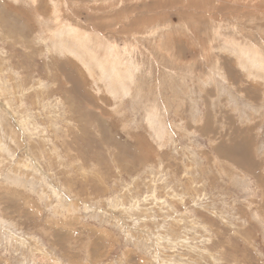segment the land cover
Returning a JSON list of instances; mask_svg holds the SVG:
<instances>
[{"label": "rangeland", "instance_id": "obj_1", "mask_svg": "<svg viewBox=\"0 0 264 264\" xmlns=\"http://www.w3.org/2000/svg\"><path fill=\"white\" fill-rule=\"evenodd\" d=\"M0 264H264V0H0Z\"/></svg>", "mask_w": 264, "mask_h": 264}, {"label": "bare ground", "instance_id": "obj_2", "mask_svg": "<svg viewBox=\"0 0 264 264\" xmlns=\"http://www.w3.org/2000/svg\"><path fill=\"white\" fill-rule=\"evenodd\" d=\"M56 19H58V18H56ZM67 32H68V34L69 35H71V36H73V37H76V34L74 35V32H76L77 33V31L76 30H74L72 27H69L68 29H67ZM78 36V35H77ZM252 53V52H251ZM113 73L114 74H116V71L114 70L113 71ZM229 117V116H228ZM25 123V122H24ZM245 127V126H244ZM231 136V135H230ZM216 140V139H215ZM231 143V142H230ZM228 148V147H227ZM220 151V150H219ZM216 152V151H215ZM44 176V175H43ZM257 177L259 178V180H261L262 179V177H263V174H258L257 175Z\"/></svg>", "mask_w": 264, "mask_h": 264}]
</instances>
